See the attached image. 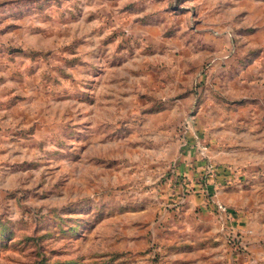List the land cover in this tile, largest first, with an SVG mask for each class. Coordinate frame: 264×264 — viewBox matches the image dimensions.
<instances>
[{
	"label": "rangeland",
	"instance_id": "374dc122",
	"mask_svg": "<svg viewBox=\"0 0 264 264\" xmlns=\"http://www.w3.org/2000/svg\"><path fill=\"white\" fill-rule=\"evenodd\" d=\"M0 264H264V0H0Z\"/></svg>",
	"mask_w": 264,
	"mask_h": 264
},
{
	"label": "crops",
	"instance_id": "0c3cea01",
	"mask_svg": "<svg viewBox=\"0 0 264 264\" xmlns=\"http://www.w3.org/2000/svg\"><path fill=\"white\" fill-rule=\"evenodd\" d=\"M255 60L256 59H253V61ZM249 81L252 82L251 78L246 79L242 76L236 82H241L242 85H244ZM189 153L194 156V158L188 159L190 158L189 154L185 157V159L180 161V165L178 166L175 175L176 181L175 183H171L172 186L174 185L178 187L179 191L181 188V193L178 191V194H180L178 200L190 203V205L195 208L196 217H219L217 214L213 213V211L217 213V209H215L214 205H217L218 202H222V199H224V197L227 198L229 194L233 195L237 193L235 190L238 188H234L232 186L237 182V176L240 175L237 172L231 171L234 170L230 169L231 167H222L225 165L220 163L221 159L219 160V158L223 157L218 155L215 158L219 161H215V163H213L216 170V176L212 177L208 175V178L206 176L208 162L206 163L204 161L205 157L202 156V159L201 155L199 154V157V155L194 153L193 149H191ZM224 188L229 189L225 191ZM174 190L171 193V196L173 197L175 196ZM225 201H227V199ZM233 209L234 208L230 209V217H241V215L237 214Z\"/></svg>",
	"mask_w": 264,
	"mask_h": 264
},
{
	"label": "built area",
	"instance_id": "2783aa9c",
	"mask_svg": "<svg viewBox=\"0 0 264 264\" xmlns=\"http://www.w3.org/2000/svg\"><path fill=\"white\" fill-rule=\"evenodd\" d=\"M231 171H233V170H231ZM234 172H236V171H234ZM207 175L212 176V177L216 176V170H215V167L213 165L208 164ZM217 211L221 217H228L230 214L229 209L225 205H221V204L217 205Z\"/></svg>",
	"mask_w": 264,
	"mask_h": 264
},
{
	"label": "trees",
	"instance_id": "16d2710c",
	"mask_svg": "<svg viewBox=\"0 0 264 264\" xmlns=\"http://www.w3.org/2000/svg\"><path fill=\"white\" fill-rule=\"evenodd\" d=\"M208 178H209V176L208 175H206Z\"/></svg>",
	"mask_w": 264,
	"mask_h": 264
}]
</instances>
